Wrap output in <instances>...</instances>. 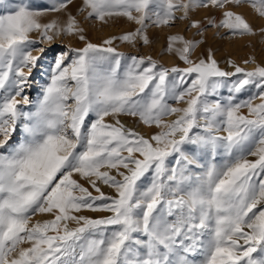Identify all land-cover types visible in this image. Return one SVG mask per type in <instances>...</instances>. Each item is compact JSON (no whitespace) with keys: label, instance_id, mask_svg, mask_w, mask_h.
I'll list each match as a JSON object with an SVG mask.
<instances>
[{"label":"snow or ice","instance_id":"1","mask_svg":"<svg viewBox=\"0 0 264 264\" xmlns=\"http://www.w3.org/2000/svg\"><path fill=\"white\" fill-rule=\"evenodd\" d=\"M81 2L86 18L125 17L139 25L118 39L145 44L148 22L167 24L175 9L184 20L191 8L247 2L264 17V0ZM71 3L0 5L7 8L0 12V264H264V66L226 72L211 51L192 60L202 41L182 36L168 37V50L184 68L158 66L150 57L129 63L111 46L116 38L86 42L55 59L35 110H25V87L40 59L29 34L86 40L71 14L63 25L42 22ZM222 15L209 25L256 34L243 15L227 9ZM177 43L182 47L173 49ZM235 74L243 78L217 99ZM245 86L260 90V103L237 102ZM120 116L159 131L145 137L126 129ZM84 210L107 215L79 214ZM38 214L52 218L30 224Z\"/></svg>","mask_w":264,"mask_h":264},{"label":"rangeland","instance_id":"2","mask_svg":"<svg viewBox=\"0 0 264 264\" xmlns=\"http://www.w3.org/2000/svg\"><path fill=\"white\" fill-rule=\"evenodd\" d=\"M33 5L44 6L51 5L54 0H26ZM10 0H0V5H8ZM82 7L81 0H72V3L68 5L66 12L61 13H46L42 17V22H50L57 20L61 25L66 24L69 14L74 16L77 21V26L84 29V36L86 40H80L77 35L60 34L55 36L51 41L42 40L38 32H32L29 34V38L37 41L31 48L32 55L40 57L37 67L33 69L29 74V85L25 87L24 95H26L30 101L29 105L23 106L25 110H35V105L39 99L42 98V90L44 86L50 81L51 67L54 66L55 59L63 52H69L70 49L82 48L86 42L102 45L107 39H112V47L117 52L122 53L127 62H131V57H142L147 60L149 57L157 63L158 66L165 68L179 67L184 68L187 65L181 61L176 54L175 50H168V37L170 36H182L185 40L202 41L197 43L196 47L190 54V59L198 60L201 58H207L209 51L213 56V59L217 61L221 70L235 73V66H238L245 71H252L257 66H264V33L261 29H264V17H260L254 9L250 7L247 2H242L239 6L232 5L231 8L226 6L227 10L234 11L243 17L251 24L255 35H232L230 31L223 27L210 26L209 21L214 20L216 24L223 19L222 13L226 9L209 7L191 8L189 10L186 19L181 20L179 17L183 15L181 9L174 10L173 20H170L167 24H161L156 26L151 22H148L145 34L149 38V43L145 44L139 37L133 42H125L118 39V37L133 32L139 25L134 22L128 21L125 17H112L106 18L107 22H101L92 18H86L87 13L79 11ZM6 7H0V12H6ZM135 14V13H134ZM193 22H198L200 25L199 30L192 27ZM176 47H182L180 44H174L173 49ZM43 49V51H41ZM231 61V66L229 64ZM245 61H249L245 63ZM27 73V69H24ZM242 74H235L225 78L226 86L221 89V95L217 99L224 100L228 95V85L235 82L238 79H242ZM259 89L254 86H245V90L235 94L237 102L240 100H247L249 97H253L252 103H260ZM18 99H20L18 97ZM174 107H185L186 105L175 104ZM247 108L241 109V114L247 115ZM120 123L126 129H132L133 131L144 135L150 136L154 132L159 131L155 126L149 127L142 124L138 118L129 116L118 117ZM174 116L166 117V120L174 119ZM106 122L115 123V118L106 117ZM90 123V121H89ZM2 138V137H0ZM15 139H19V134L15 136ZM249 160H254L255 157H248ZM85 187H89V191L93 195H97L94 189H92L87 183ZM101 191L106 195L113 196L115 192L113 189L100 184ZM81 215L97 218L107 215L102 212H92L84 210ZM50 214H38L32 217L31 223L36 221H44L51 219ZM75 225H70L74 227ZM242 243V242H241ZM27 244L22 247H27Z\"/></svg>","mask_w":264,"mask_h":264}]
</instances>
